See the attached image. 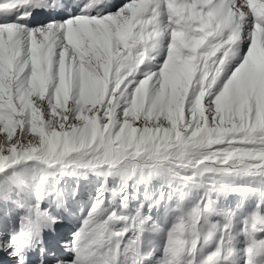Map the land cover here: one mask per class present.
<instances>
[{
  "label": "snow or ice",
  "instance_id": "snow-or-ice-1",
  "mask_svg": "<svg viewBox=\"0 0 264 264\" xmlns=\"http://www.w3.org/2000/svg\"><path fill=\"white\" fill-rule=\"evenodd\" d=\"M50 8L72 14L28 23ZM64 175L100 182L51 264H264V0H0V203L17 210L0 255L13 264L38 246L48 264L43 233L67 193L47 181ZM152 181L169 191L151 200Z\"/></svg>",
  "mask_w": 264,
  "mask_h": 264
},
{
  "label": "rangeland",
  "instance_id": "rangeland-1",
  "mask_svg": "<svg viewBox=\"0 0 264 264\" xmlns=\"http://www.w3.org/2000/svg\"><path fill=\"white\" fill-rule=\"evenodd\" d=\"M161 58L163 59V54L161 55ZM236 62H240V60L237 59ZM227 70L230 72V71L232 70V68H231V67H228ZM95 184H97V182H95ZM47 186H48L49 188L52 187V185L49 183V180L47 181ZM147 186H148V185H147ZM139 187L142 188V187H145V185L141 184V185H139ZM139 194H140V193H139ZM138 196H139V195H138ZM232 199H234V198H233V197H230V200H232ZM253 201H254V200H253Z\"/></svg>",
  "mask_w": 264,
  "mask_h": 264
}]
</instances>
